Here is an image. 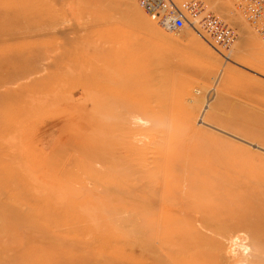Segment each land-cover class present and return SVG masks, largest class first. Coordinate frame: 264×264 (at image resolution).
<instances>
[{
  "label": "rangeland",
  "instance_id": "rangeland-1",
  "mask_svg": "<svg viewBox=\"0 0 264 264\" xmlns=\"http://www.w3.org/2000/svg\"><path fill=\"white\" fill-rule=\"evenodd\" d=\"M51 1L0 0V264H264V38L238 0H172L180 27L138 0ZM121 92L144 106L124 151L97 131ZM213 146L238 156L220 219L165 242L159 214L121 207L126 178L154 192L160 149L176 179Z\"/></svg>",
  "mask_w": 264,
  "mask_h": 264
},
{
  "label": "bare ground",
  "instance_id": "bare-ground-1",
  "mask_svg": "<svg viewBox=\"0 0 264 264\" xmlns=\"http://www.w3.org/2000/svg\"><path fill=\"white\" fill-rule=\"evenodd\" d=\"M53 1H55L56 3L58 0H52L51 2ZM150 17L153 18L154 20H157L159 23H162V24L166 22L171 23L170 21H167V20H164V21L160 20L157 17H152V16ZM165 25H167V23ZM20 73L21 72L17 70H14L11 72H8V70H5V73H3L2 79H5V80L12 79L14 78L12 77V74L18 75ZM121 93L123 94L122 96L118 95L119 93H117L116 96L114 94L113 98L114 100L117 101V105H115L112 109L108 110L106 113L107 117L109 116L111 121L106 120L108 122H103L97 125L98 127L97 131L100 133L108 132L110 129L113 128V126L117 124L118 125L117 129L122 134L120 135V137H122V142L121 141L117 142L114 140V144L119 145L120 146L119 150L124 151V149H127L128 147L126 146L127 144L125 143L126 139H123V138L127 136V134H131V133L135 134V131L132 130L131 128L132 126L129 127V126L123 125L124 123H121V121L122 120L129 121L130 112L136 109H142L144 108V106L138 107L140 103L128 105L129 101L126 99V96H128L130 92H121ZM121 99H123L124 101H120ZM109 118H105V119H109ZM135 121L137 122L139 121L143 125H145V123H148V121H145L141 117H137V116L134 118L133 122ZM146 126H148V124H146ZM234 150L235 148L233 147L231 148L230 151L224 152L221 147L216 148L213 146L209 151H205V152L192 151L190 152V154H187L186 156L187 158L184 162L185 169L181 171L182 173L179 177L176 175V177L178 178L175 179L174 174H177L178 172L176 171L177 173H175L174 172L175 169L173 167L175 166V164L177 165L176 162H178V160L174 159L173 157L171 158V156L169 155L167 157L165 150L163 151V149H160L159 153L161 154V156L160 158H158L159 161L157 160V162L159 164L156 166L160 168V170L158 169L159 172L155 175V177H157V180H155L157 183L155 184L157 185L154 184L155 185L154 192L148 193V191H146L145 188H143L145 185L148 186L152 184L151 181L148 180L147 182H144L145 184L144 186L138 185V184L133 185V184L127 183L128 178H126L125 181L123 180V184H122L123 188L128 189V190L132 189L134 193L138 192L139 194L138 195L133 194L134 195L133 197H137V199L134 200V199L129 198L125 200L126 201L125 204L122 205L121 207L124 209V211H126L128 208H131V207H138V208L142 207V209L151 208L150 209L151 212H155V214L151 212L145 213L144 217L146 221H150L154 218H158V214H159L160 215L159 219L160 220L162 219L163 226H164V228L162 229L160 233L162 234L161 236L163 237V240H165V242H168L170 238H173L174 235H176V233L183 234L186 231L184 228L180 230L176 227L178 222L182 223V221H185V220H182L183 218L191 220V221H195V222L201 221L204 225L206 226L209 225V223L213 219L221 218V206L223 203L224 189L226 187L225 185L227 183L226 176H228L227 171L231 170L234 172L238 168L237 163H236L238 156ZM206 152H209V153H206ZM96 154H97V149L95 151H92L90 155L93 157ZM84 155L86 156L89 154L84 153ZM173 155H176V154H173ZM243 168H244V165H243ZM141 199L152 201L153 203H156V204L148 206L146 203H143ZM160 209L163 210L162 214L159 213ZM174 219L176 222L172 223ZM157 232L158 231H156V233ZM237 240H238V237H237ZM243 243L244 242H242L241 245H244ZM234 244H237V243H234ZM239 247H242V246H239ZM20 256H21L20 260L18 261L16 260L17 263H21L19 261L24 260V262L28 261L27 263L25 262V264H32L31 263L32 256L30 254L22 253V255ZM171 256L174 259V255L172 254ZM153 260L157 261L159 259L157 258ZM72 261H74V259H70L69 264H72ZM5 263H8V262H5ZM13 263L10 262V264H13ZM161 263L162 261H160V264ZM36 264H43V262L39 261Z\"/></svg>",
  "mask_w": 264,
  "mask_h": 264
},
{
  "label": "built area",
  "instance_id": "built-area-1",
  "mask_svg": "<svg viewBox=\"0 0 264 264\" xmlns=\"http://www.w3.org/2000/svg\"><path fill=\"white\" fill-rule=\"evenodd\" d=\"M140 6L152 17L171 21L180 27L184 18L172 0H138ZM237 4L245 12L247 21L264 38V0H238Z\"/></svg>",
  "mask_w": 264,
  "mask_h": 264
}]
</instances>
